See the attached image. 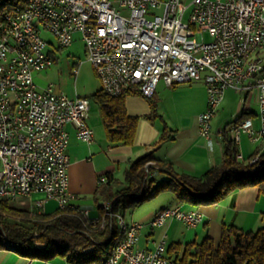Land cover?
<instances>
[{"label":"built area","instance_id":"1","mask_svg":"<svg viewBox=\"0 0 264 264\" xmlns=\"http://www.w3.org/2000/svg\"><path fill=\"white\" fill-rule=\"evenodd\" d=\"M8 3L6 10L2 6ZM0 5V200L11 204L39 194L30 206L37 214L49 200L58 209L70 207L65 125L81 142L94 137L87 98H68L51 83L35 87L34 75L54 61L40 29L59 49L78 33L84 58L110 97L137 91L149 99L159 82L172 87L202 80L206 109L196 120L208 144L224 92L242 94L243 102L256 92L259 128L246 118L227 132L239 162H247L240 152L242 134L252 144L264 140V0H122L119 8L111 0H0ZM101 205L108 213L109 201ZM83 214L92 225H104L103 219ZM168 219L190 229L202 223L203 215L174 205L159 210L146 226L161 227ZM115 224L121 239L103 264H178L165 254L164 238L151 250L136 249L143 225L119 215Z\"/></svg>","mask_w":264,"mask_h":264},{"label":"crops","instance_id":"2","mask_svg":"<svg viewBox=\"0 0 264 264\" xmlns=\"http://www.w3.org/2000/svg\"><path fill=\"white\" fill-rule=\"evenodd\" d=\"M76 35L79 36L78 33H74L72 41ZM51 53L53 64L45 72L34 75L35 87L43 89L47 85L39 77L47 76L51 72V67L61 59L60 67H57L55 72L56 78L53 84L55 91L68 98L85 97L89 101L87 124L94 133L92 142L79 141L75 138L71 125H65L69 136L65 151L69 159L67 178L70 199L68 205L82 213L86 212L88 217L98 216L95 190L99 178H105L104 176L109 174L114 179L122 181L128 166L146 153L153 152L156 161L170 165L178 173L200 178L210 168L222 162V131H228L229 127L237 122V118L241 115L243 119L250 118L254 129L259 128L256 92H252L245 102L241 100L237 104L232 121L225 126H222V122L214 121L216 119L214 116L210 144H208L200 137L196 120L206 105V89L203 81L172 87L159 82L151 98L147 99L135 93L128 95L125 100L127 114L138 117L133 144L127 146L111 143L105 137L99 107L90 98L101 89L94 71H89L87 67L84 71L81 65L74 64L69 57L58 59L55 51L51 50ZM74 69H77V75L73 74ZM228 90L232 89L226 91ZM161 136L164 138L158 143ZM257 149L264 153V140L260 144H252L247 134H242L240 147L242 156L247 159ZM149 175L150 178L155 179V184L166 179V175L161 172H152ZM169 196L168 203L164 202L161 206L150 209L144 214H130L127 219H125V212L120 215L127 222H137L143 225L139 232L136 249L151 250L158 240L164 238L166 253L167 250L169 252L166 255L175 261L176 257L181 256L183 246L191 242H200L206 236L215 241L217 237L219 239L224 227L233 226L241 231L251 232L264 228V195L254 187L248 186V188L227 195L216 204L202 207L183 206L177 204L171 194ZM31 197L34 201L41 198V195L34 194ZM100 202L102 203L103 200ZM174 205H180L186 210H198L203 215L202 223L189 229L177 220L168 219L161 227L148 228L146 226L159 210ZM42 206L44 214L52 213L58 208L55 207L56 202L52 200L44 202ZM0 264L69 263L59 257L48 261L28 259L17 255L12 250L2 249L0 250Z\"/></svg>","mask_w":264,"mask_h":264},{"label":"trees","instance_id":"3","mask_svg":"<svg viewBox=\"0 0 264 264\" xmlns=\"http://www.w3.org/2000/svg\"><path fill=\"white\" fill-rule=\"evenodd\" d=\"M9 5H0V8L9 10ZM48 54L52 55L51 51ZM135 93L138 92L127 91L121 96L110 97L100 89L90 97L99 107L109 142L133 144L138 117L127 114L125 100ZM221 137L222 162L200 178L174 171L170 165L156 161L153 152L132 162L122 181L109 174L104 176L105 181L98 182L95 190L97 217L104 220V225H92L81 211L72 206L57 208L49 214H37L0 200V250L6 249L8 244L17 255L28 259L48 261L59 257L69 264H103L121 239L115 215L133 211L143 201L169 193L177 204L183 206H210L248 186L264 195V153L257 149L247 157V162H239L235 158L237 148L226 130L222 131ZM163 138L161 136L158 143ZM256 154H259L257 161L250 164L248 161ZM149 162L153 164L146 166ZM152 172L164 173L166 179L155 184V179L149 175ZM101 200H108L111 204L108 213L99 203ZM181 249V256L175 258L178 264H264V228L251 232L227 226L222 228L218 242L206 236L200 242H191ZM165 254H169L168 250Z\"/></svg>","mask_w":264,"mask_h":264},{"label":"rangeland","instance_id":"4","mask_svg":"<svg viewBox=\"0 0 264 264\" xmlns=\"http://www.w3.org/2000/svg\"><path fill=\"white\" fill-rule=\"evenodd\" d=\"M111 1H112V4L114 6L119 8L118 2L122 1V0H111ZM39 32H40L39 33L40 37L47 43V47L45 49L46 52H49L51 50L55 51L58 59L69 57V60L71 62H73L74 64H77V65H81L82 70L85 71L86 67H87V68H89V71H91V72L93 71V68H92V65L90 64V62H88L86 60V58H84L85 57L84 45H83L82 41L79 40V36L76 35L72 41V44H70L67 48L59 49L56 42H55V39L53 38V36L51 34L46 33L42 29H40ZM203 40L209 41V37L207 35H204ZM60 60H58L56 62V64L51 67V72H49L47 76L39 77L45 84H49V83L54 84L55 83V78H56L55 72H56V68L60 67L59 66ZM224 94L225 95H223V100L218 107L219 110L217 109V111L214 115V116H216V119L214 121L222 122V124H223L222 126H225L227 123L232 121V119H233L232 116H233V114L237 108V104H239L240 101L243 99V95L238 94L234 90H228ZM205 109H206V106H205ZM217 112H218V114H217ZM210 125H211V127L213 126L212 120H211ZM169 197H170L169 194L162 193L153 199H150L148 201H143L138 206H136L133 211L126 210L124 213L125 219H127L130 216V214H134V213L135 214H138V213L144 214V212L149 211L150 209H154V208L161 206L162 204H164V202L168 203L167 199H169ZM31 198L32 197L29 196L27 198L20 199L18 202H14L13 205L15 207H18V208L30 209V206H32V204H33V201L31 200ZM103 201H105V200H103ZM106 201H108V200H106ZM99 203L101 204V202H99ZM55 207H57V206H55ZM218 240L219 239L217 237V239H215V242H218Z\"/></svg>","mask_w":264,"mask_h":264}]
</instances>
